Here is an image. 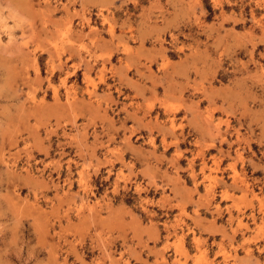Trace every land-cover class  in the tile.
<instances>
[{
	"label": "rangeland",
	"instance_id": "rangeland-1",
	"mask_svg": "<svg viewBox=\"0 0 264 264\" xmlns=\"http://www.w3.org/2000/svg\"><path fill=\"white\" fill-rule=\"evenodd\" d=\"M193 2L199 3V0ZM219 3L218 0H200L204 14L202 23L180 27L161 38L154 36L145 43V49L141 44L142 49L156 53L155 59L145 60L146 69L151 73V65L153 69L156 66L158 72L173 71L168 59L180 57L179 63H189L183 77H178L182 82L177 80L175 84L180 92L188 89L190 93L185 92L186 99L179 96L178 100L192 103L191 98L201 96L200 105L208 103L204 108L207 122L213 111L211 98L220 91L229 90L231 85L236 86L242 95L240 120L249 119V127L254 123V135L259 131V141H262L264 0H237L234 7L226 6L227 2L222 9L231 17L221 12L220 18H216L207 10H210L209 4L215 8ZM230 8H238L237 17L233 11L228 12ZM210 17L218 22L205 25ZM85 26L96 34L101 33L97 26H106V34L114 37V20L110 10L103 6L88 9L78 0H0V264H103L105 261L129 264L122 260L124 252L118 245L114 246L109 237L103 238L100 232H95L100 213H109L114 210L113 206L125 205L144 222L146 209H155L167 200L161 196L155 202L159 187L153 182L145 184L138 175L140 172L122 174L118 170L112 187L106 189L107 179L98 181L99 175L90 178L89 164L76 169L73 159L83 155L80 144L85 149L93 148L86 145L89 133L96 139L105 123L112 127L120 121L124 109L118 110L116 106L118 101L128 100L126 90L114 77L112 66L106 70L102 64L94 78L87 67L81 76H73L76 82L71 84H68L69 72L57 80L53 77L54 72H62L64 62L60 58L66 53L65 47L74 44L76 30ZM121 52L128 55L130 49L124 44ZM45 55L46 61L43 60ZM97 59L108 61L109 55ZM124 67L129 68L126 64ZM71 69L74 74L77 65H71ZM105 74L110 86L106 94L98 95L97 88L104 83ZM78 84L83 87L80 95ZM102 103L105 104L103 109ZM160 106L172 113L181 105L160 102ZM227 123V120L217 121L218 125ZM240 125L244 131L247 123ZM214 130L209 144L193 140L196 152L188 161L187 177L194 191L202 189L197 207L207 208L215 198L219 199L221 203H216L214 211H207L206 215L216 214L218 221H226L230 237L226 228L217 227L222 239L212 243L216 252L210 258L203 247L206 240L194 236L191 229L186 228V231L191 235L193 252L188 240L184 241L183 233L169 235L167 226L163 225L166 236L159 249L160 260L154 264H214V257H219L222 264L242 260L226 252L223 243L226 238H230L229 249L233 254L241 250L246 258L250 257V246L264 254V179L254 173V185L248 183L250 170L245 165L243 152L238 153L237 149L224 169H220L218 157L211 156L205 162L204 153L213 150L212 139L218 136L216 125ZM186 135L192 139L191 134ZM239 141L244 142L248 150L254 147V154L259 157L257 150H262V142L253 143L248 138ZM123 142L131 145L129 137ZM161 142L163 147L168 146L163 138ZM147 143L154 146L151 138ZM75 148L78 151L74 152ZM107 152L115 156L120 154L119 149ZM173 156L178 159L180 153L174 152ZM64 159L67 160L62 162ZM196 159L200 161L197 173L193 170ZM96 161L94 174L97 167L104 164V161ZM130 169H133L131 165ZM110 173L107 172V178ZM118 183L123 185L122 194L118 191ZM126 184L131 187L126 188ZM218 186L222 188L215 196ZM101 191L102 198L107 200L105 210H101L98 201L91 203ZM139 198H142L139 205L135 204ZM175 208L178 214L169 227L176 229L179 221L180 226L187 227L179 219L187 216L184 204H176ZM192 214L202 222L215 225L213 218H200L198 208ZM237 233L241 241L232 246ZM244 234L249 235L243 237ZM171 252L174 258L168 261L163 254ZM113 255L117 258L113 259Z\"/></svg>",
	"mask_w": 264,
	"mask_h": 264
},
{
	"label": "crops",
	"instance_id": "crops-1",
	"mask_svg": "<svg viewBox=\"0 0 264 264\" xmlns=\"http://www.w3.org/2000/svg\"><path fill=\"white\" fill-rule=\"evenodd\" d=\"M193 1L78 0L88 9H96L99 6H103L110 10L114 20V37L106 34V26H97V30L101 32L100 34L89 32L87 26L77 29L76 36H73L74 44L66 46V53L60 58V61L64 62L62 72L56 71L53 73V77L57 80L65 72H69L68 84H71L76 82L73 76H81L87 67L91 69L90 76L94 78L96 71L102 64L106 70L112 66L117 83L128 94V100L118 101L116 106L118 110L124 109L121 120L112 127L105 123L103 132H98L96 139H93L89 133L90 139H87L86 145L88 147L93 146V148L85 149L81 143L80 149L83 155L81 157L77 156L73 160L77 163L76 169H79L83 164L90 165L88 173L91 179H94L96 175H99L98 181L107 179L106 189L112 187L118 170L122 174H128L130 171L132 173L140 172L138 175L144 180L145 184L153 182L155 186L159 187V189L161 188L156 190L155 202L161 196L167 198V200H163L164 205L155 209H146L148 213H143L145 216L144 222L125 205H116L113 206L114 210L112 212L102 211L100 213L96 223L97 227L94 228L95 232H100L103 238L109 237L111 240L108 241L113 243L114 246L118 245L120 251L124 252L122 260H127L129 264H154L155 261L159 262V249L166 236L163 225L167 226L169 235L173 233L180 235L183 233L185 235L184 241L188 240L190 249L193 252L190 241L191 235L186 231V228L191 229L194 236H199L206 240L203 247L208 251L210 258L216 252V246L212 245V243H217L222 239L217 227L226 228V233L230 237L228 231L230 228L226 221H218L216 214L212 216L206 215L207 211L208 213L214 211L213 208L216 203H221L219 199L215 198V202L210 203L207 208L197 207L198 194L202 195V189L199 187L194 191L192 183L187 177L188 161L196 152V148L192 145L193 140L202 145L209 144L212 135L215 133L214 125L217 126L218 136L212 139L213 150L204 153L205 162L211 156L218 157L221 159L220 169H224L226 164L230 163L235 157L234 152L237 149L238 153L243 152L242 156L245 159V165L250 170L247 177L248 183L251 186L254 185V173L260 174L262 180L264 179V139L259 141V131L254 135V123L249 127V119L241 122L242 95L236 86L231 85L229 90L220 91L217 96L210 97L212 99L210 103L212 106L210 107H212L213 111L210 114V122H207L208 114L204 111V108L208 103L200 105V102H202L201 96H196L197 99L191 98L192 103L178 100L179 96L182 99H186L187 95H184L185 92L190 93L188 89L184 90L185 92H180V88L175 84L178 82L177 80H180L178 77H183L184 73H186L189 63H179L180 57L178 59H168L172 63L173 71L168 69L166 72H158L156 66L153 69L151 65V73L146 69L148 63L145 60L149 58L155 59L156 56L155 52L144 50L146 48L145 43L149 39L152 40L154 36L161 38L180 27L195 26V22L202 23L204 21L200 0L199 3ZM218 1L220 2L219 7L213 8L209 4L210 10H207L208 13L212 12V16L216 18H220L221 12L227 16L222 6L228 2L226 6L234 7L237 0ZM237 10L238 8H230L228 12L233 11L232 13L237 17ZM213 17H210V20L204 24H216L218 21L214 22L211 19ZM124 44L130 49L128 55H124L121 52ZM141 44L144 49L140 47ZM102 55H109L108 61L97 59L98 56ZM47 58V55H45L43 60L46 61ZM156 62H158L157 59ZM125 64L129 67L128 69L124 67ZM71 65H77L74 74H71ZM103 79L105 80L104 83L98 85L97 88L98 95L106 94L108 92L107 87L110 86L107 82L106 74ZM179 82H182V79ZM78 88V95H80L83 87L78 84ZM83 98L86 100V97ZM160 102L165 105H177L180 103L181 106L170 113L160 106ZM92 105L94 106V104ZM100 107L103 109L105 104H100ZM218 120H227L228 123L218 125ZM170 121H172L173 131L170 129ZM245 123H247V126L243 129L244 131H241L240 128L242 127L240 124ZM178 125L182 127L178 128ZM186 134H191L192 139H188ZM126 137H129L130 146L123 142ZM150 138L153 139L154 146L147 143ZM162 138L168 145L167 147H163ZM247 138L253 143L254 141L255 143L262 142V150H257L259 157L256 156V153L254 154V147L248 150L245 143L239 141ZM114 149H119L120 154L115 156L107 152ZM76 151H78L77 148H75L74 152ZM174 152L180 153L178 159L173 156ZM66 160L64 159L62 162ZM96 160L101 163L104 161V164L98 166L94 174V169L98 165ZM105 161H109V163H105ZM199 162L197 159L193 162L195 173L198 171ZM130 165L133 167L132 170ZM108 171L111 172V176L107 178ZM130 181L132 182L133 178H130ZM122 187V183H118L119 192L122 191ZM125 187L129 188L131 186L126 184ZM148 187L154 190L152 185ZM221 188L222 186H218L215 189V196L218 195L217 193ZM102 194L103 191L97 194V197L91 203L98 201L101 210H105L107 200L102 198ZM106 199H110V196H106ZM141 199H137L135 204L139 205ZM176 204H184V213L187 216H180L179 219L187 227L180 226V221L178 222L179 227L176 229L169 227L174 223L178 214L175 208ZM196 208H198L200 218L204 217L206 220L213 218L216 220L215 225L198 220L192 214ZM248 235L244 234L243 237ZM172 239L173 235L169 237V241ZM240 241L241 235L237 233L232 240V246H235ZM95 242L98 243L99 241L96 240ZM229 242L230 238L223 240L226 252L231 257L236 255L238 258H242V260L236 261L234 259L231 261L233 264H264V254L257 253L255 247L250 246L252 255L246 258L241 250H236V253L233 254L229 249ZM110 249L108 248V250ZM163 256L168 257V261L174 258L172 252L163 254ZM112 258L116 259L117 256L113 255ZM213 262L214 264H222L219 257H214ZM231 262L228 263L230 264ZM103 264H109V262L105 261ZM118 264L123 263L120 261ZM186 264L190 263L187 262Z\"/></svg>",
	"mask_w": 264,
	"mask_h": 264
}]
</instances>
